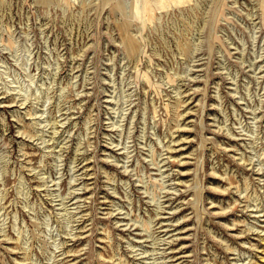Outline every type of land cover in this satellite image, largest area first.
Returning a JSON list of instances; mask_svg holds the SVG:
<instances>
[{
    "label": "rangeland",
    "instance_id": "obj_1",
    "mask_svg": "<svg viewBox=\"0 0 264 264\" xmlns=\"http://www.w3.org/2000/svg\"><path fill=\"white\" fill-rule=\"evenodd\" d=\"M0 264H264V0H0Z\"/></svg>",
    "mask_w": 264,
    "mask_h": 264
},
{
    "label": "bare ground",
    "instance_id": "obj_2",
    "mask_svg": "<svg viewBox=\"0 0 264 264\" xmlns=\"http://www.w3.org/2000/svg\"><path fill=\"white\" fill-rule=\"evenodd\" d=\"M77 195V194H76Z\"/></svg>",
    "mask_w": 264,
    "mask_h": 264
}]
</instances>
